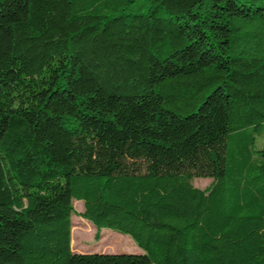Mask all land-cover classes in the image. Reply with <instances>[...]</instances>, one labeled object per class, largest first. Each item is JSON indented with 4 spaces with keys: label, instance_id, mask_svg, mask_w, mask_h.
I'll return each instance as SVG.
<instances>
[{
    "label": "trees",
    "instance_id": "trees-1",
    "mask_svg": "<svg viewBox=\"0 0 264 264\" xmlns=\"http://www.w3.org/2000/svg\"><path fill=\"white\" fill-rule=\"evenodd\" d=\"M0 264H264V0H0Z\"/></svg>",
    "mask_w": 264,
    "mask_h": 264
},
{
    "label": "rangeland",
    "instance_id": "rangeland-1",
    "mask_svg": "<svg viewBox=\"0 0 264 264\" xmlns=\"http://www.w3.org/2000/svg\"><path fill=\"white\" fill-rule=\"evenodd\" d=\"M261 143L259 142L258 145ZM211 178L194 177L192 184L200 189L206 188ZM70 247L75 252H107V253H142L134 240L125 233L98 228L93 222L81 216L83 202L72 200Z\"/></svg>",
    "mask_w": 264,
    "mask_h": 264
}]
</instances>
